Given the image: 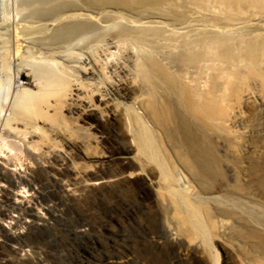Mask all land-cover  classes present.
Returning <instances> with one entry per match:
<instances>
[{
  "label": "bare ground",
  "instance_id": "1",
  "mask_svg": "<svg viewBox=\"0 0 264 264\" xmlns=\"http://www.w3.org/2000/svg\"><path fill=\"white\" fill-rule=\"evenodd\" d=\"M131 98L120 170L78 164L92 159L78 120L110 125ZM114 185L149 188L174 239L232 232L264 264V230L214 196L264 199V0H0V264L40 261L26 235Z\"/></svg>",
  "mask_w": 264,
  "mask_h": 264
},
{
  "label": "rangeland",
  "instance_id": "2",
  "mask_svg": "<svg viewBox=\"0 0 264 264\" xmlns=\"http://www.w3.org/2000/svg\"><path fill=\"white\" fill-rule=\"evenodd\" d=\"M22 83H33V77L27 70L23 71ZM30 89L34 90L32 87ZM126 103L132 112L122 111L123 114L118 115L116 121L110 125L90 122L89 119L78 120L77 124L83 127L75 138L79 136V143L90 144L86 152L92 158L89 161L78 159V164L89 168L92 166L90 169L102 176L113 175L120 170V161L124 158L127 148L132 147L130 131L134 134L133 128L136 124L131 116L133 112L141 114L135 99L131 98ZM64 114L66 116L67 111H64ZM76 117L67 116V122L76 121ZM133 155L135 152L131 153L130 157ZM24 160V153H19L12 163L20 165ZM102 162L105 174L99 168ZM26 163L27 161L24 164ZM59 166L60 164L54 165L56 168ZM129 172L137 173L134 168ZM136 179H140V176ZM98 190L101 194L98 196L81 194L76 202L61 213V218L50 229L31 230L26 235L24 239L31 238L30 243L37 244L42 249L41 260L27 264H215V261L219 264L255 263L250 255L247 256L248 251L252 252L251 249L247 248L244 256L240 254L236 245V238L239 237L232 232L222 236L213 234L207 243L195 237H192L193 240L185 237L174 239L173 235L165 232L164 227L168 224L165 218L169 212L166 209L155 210L150 205L154 193L149 188L143 190L142 194H137L139 189L126 185H114ZM225 192H217L214 196L221 202L240 204L237 207L240 212L238 218L250 222V226L251 222H258V226L264 230V199L256 192L235 191L234 198ZM40 193L44 195L42 191ZM241 194L246 197H241ZM18 195L26 199L32 198L30 193ZM52 198L51 195L44 196L47 205H50L48 200ZM237 198L240 202L236 201ZM126 204L134 206L136 211L127 213ZM206 208L209 211L214 209L208 203ZM2 224L8 226L6 222ZM19 231L22 229L17 232ZM0 241V253H8L9 249L5 246L8 243ZM156 242L159 246L155 245ZM9 257L10 260L13 259Z\"/></svg>",
  "mask_w": 264,
  "mask_h": 264
}]
</instances>
